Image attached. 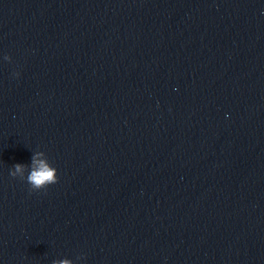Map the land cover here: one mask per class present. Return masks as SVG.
<instances>
[{
  "label": "clouds",
  "instance_id": "9594fccd",
  "mask_svg": "<svg viewBox=\"0 0 264 264\" xmlns=\"http://www.w3.org/2000/svg\"><path fill=\"white\" fill-rule=\"evenodd\" d=\"M9 174L13 178L18 177L21 180H26L30 186V191L46 189L49 185L58 182L57 169L49 163L42 151L33 153L30 165L20 163L13 165ZM52 264H71V261L67 259L54 260Z\"/></svg>",
  "mask_w": 264,
  "mask_h": 264
}]
</instances>
